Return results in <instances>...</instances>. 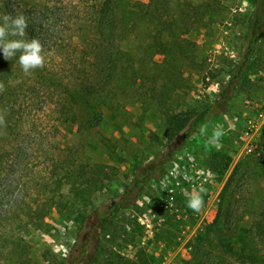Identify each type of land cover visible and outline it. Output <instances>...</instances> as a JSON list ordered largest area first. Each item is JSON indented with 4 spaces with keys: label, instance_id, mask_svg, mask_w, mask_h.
<instances>
[{
    "label": "rangeland",
    "instance_id": "374dc122",
    "mask_svg": "<svg viewBox=\"0 0 264 264\" xmlns=\"http://www.w3.org/2000/svg\"><path fill=\"white\" fill-rule=\"evenodd\" d=\"M56 1L50 0L64 1L59 4L64 41L44 53L45 65L39 71L64 62L59 72L66 77L71 48L67 37L92 32L94 10L103 0ZM255 3L207 0L205 9L185 4L182 12L175 13L183 25L178 30L183 40L176 37L177 30L166 35L169 44L176 45L168 47L164 65L157 63L153 71L162 69L168 75L171 111L191 115L211 107L176 150L177 140L169 142L163 134L165 119L154 102L149 100L144 108L139 101L125 98L114 110L103 108L99 125L81 138L75 125L58 116L54 95L38 82L34 70L25 74L15 68L17 86L5 101L18 111L9 119L11 128L2 133L0 143L20 152L13 156L19 168L2 199L6 216L0 221V264H82L72 254L84 232L81 213L90 215L92 232H98L102 245L88 264H184L187 260L214 264L222 254L227 264H247L236 258L238 234L246 233L258 214L264 215V31L242 62ZM194 16L201 22L191 24ZM202 127L207 129L203 135ZM217 127L225 134L218 143H210ZM246 127L248 134L243 135ZM187 141L202 169L209 170L206 159L212 151L231 157L225 173L209 170L212 175L203 186L206 192L201 194L203 206L198 212L188 207L193 191L176 192L171 201L167 195V187L181 181L177 175L172 179L169 170L175 167L173 160L184 167L182 149ZM76 155L78 163L104 164L102 188L86 204L72 196L67 184L55 188V177L63 167L70 171ZM158 160L160 171L155 172ZM133 182L136 187L129 201H120ZM227 182L232 195L223 197V207L235 219L234 233L219 229L215 222ZM54 192L59 201L49 199ZM259 224L264 253V216ZM222 241H230L233 250L224 249Z\"/></svg>",
    "mask_w": 264,
    "mask_h": 264
},
{
    "label": "trees",
    "instance_id": "16d2710c",
    "mask_svg": "<svg viewBox=\"0 0 264 264\" xmlns=\"http://www.w3.org/2000/svg\"><path fill=\"white\" fill-rule=\"evenodd\" d=\"M63 2L53 4L50 0H0V17L5 14L15 16L22 13L28 22L26 38L39 39L46 53L59 48L64 41L61 31L63 20L59 12V4ZM185 4L196 10L199 7L205 9L207 0H103L94 10L92 32L70 34V37H67L69 38L67 45L71 47L67 53L70 58L68 75L65 77L59 72L64 67V62L48 64L50 66L42 72L39 69L34 70L38 82L54 95L53 101L61 120L75 125L78 135L83 138L88 130L99 125L103 108L114 110L122 105L121 100L125 98L139 101L145 108L150 100L162 110L165 119L163 130L165 138L169 142L177 140L174 149H178L187 136L205 120L211 108L207 106L204 110L191 115L183 111H171L166 96L168 75L162 69L160 73L153 71L157 63H162L160 67L164 65L165 56L169 53L168 47L176 45L172 42L169 44L166 35L177 30L176 37L180 41L183 40L179 36L183 25L175 13L182 12L180 10H183ZM196 10L192 11L195 15ZM194 22H201V19L194 16L190 23ZM247 27L243 63L248 60L255 43L264 31V0H256ZM19 55L20 53H16L11 60H5L0 51V83L5 87V91L0 92V114L4 116V124L0 125V138H3L2 133L6 135L5 130L11 128L9 119L18 111L9 104V101H5V98L12 96L17 86V80H13L17 77L14 71L21 68L18 62ZM155 55H159L160 59L155 60ZM19 154L20 152L10 151L5 148L4 143H0V221L6 216L2 208V199L13 186L14 176L19 168V163L13 161V156ZM77 156L71 161L70 171L63 167V173L55 177L57 183L55 188L58 191L63 184H67L72 196L86 204L93 193L102 188L101 175L104 164L78 163ZM230 161L231 157L228 154L212 151L206 159V165L212 172L223 174L228 169ZM160 165L161 161L158 160L154 166L155 172L160 171ZM228 184L229 182L222 191V203L218 208L215 222L218 223L219 229L234 233L235 219H230L228 207H223V197L232 195L227 191ZM135 187L136 183L133 182L132 186L123 192L120 201H129ZM55 194L57 193L50 195L51 201H59L55 199ZM48 209L49 207L43 209L41 215H45ZM34 210L35 208L32 211L36 212ZM81 214L84 232L79 235L72 254L73 259L88 264L102 245L98 232L96 230L92 232L94 223L89 221L90 215ZM263 216V213L258 214V221H254L246 233L238 234L240 248L236 258L240 262L264 264L262 226L259 224ZM97 221L101 223L102 219ZM19 242L21 240L18 239L17 244ZM221 246L227 251L233 250L230 241H222ZM190 261H184V264H190ZM214 264H227V257L224 254L219 255Z\"/></svg>",
    "mask_w": 264,
    "mask_h": 264
},
{
    "label": "clouds",
    "instance_id": "9594fccd",
    "mask_svg": "<svg viewBox=\"0 0 264 264\" xmlns=\"http://www.w3.org/2000/svg\"><path fill=\"white\" fill-rule=\"evenodd\" d=\"M0 51L3 53L5 60H11L16 53L19 65L25 74H30L33 70L43 68L45 65V50L37 38H26V29L28 27L27 18L21 13L15 16L5 14L0 17ZM5 91L3 83H0V92ZM4 124V116L0 114V125ZM207 131L201 128L200 133L203 135ZM222 127H217L209 142H219L224 135ZM209 177L212 175L209 171ZM207 182V181H205ZM206 192L203 185L197 191H193L188 196V207L198 212L203 206L202 193Z\"/></svg>",
    "mask_w": 264,
    "mask_h": 264
},
{
    "label": "built area",
    "instance_id": "2783aa9c",
    "mask_svg": "<svg viewBox=\"0 0 264 264\" xmlns=\"http://www.w3.org/2000/svg\"><path fill=\"white\" fill-rule=\"evenodd\" d=\"M248 129L249 127H246L242 134L247 135ZM190 149H191L190 141H187L182 149V151L184 152V160H185L184 167L180 166L178 162L173 160V163H175V167H172L169 170V175L173 177L172 179H175L177 175L178 178H180L181 180V181L176 180L174 185H170L167 187V195L170 201L171 199L174 198L176 192H184L187 190L195 191L198 190L201 185L204 186L209 181V175H208L209 170L202 169L198 166L200 160L198 157H194L193 155H191ZM181 182L184 183L185 186L184 184L182 185ZM166 202H164L165 205H167ZM136 203L138 204L139 200H136ZM126 213L128 214L129 211Z\"/></svg>",
    "mask_w": 264,
    "mask_h": 264
}]
</instances>
